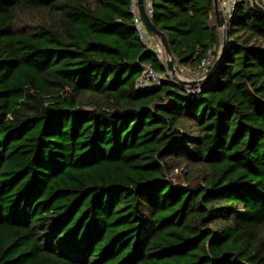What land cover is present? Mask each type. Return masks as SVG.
<instances>
[{
  "label": "trees",
  "instance_id": "1",
  "mask_svg": "<svg viewBox=\"0 0 264 264\" xmlns=\"http://www.w3.org/2000/svg\"><path fill=\"white\" fill-rule=\"evenodd\" d=\"M149 1L177 70L215 62L213 0ZM133 8L0 0V264H264V15L192 99L136 88L167 70Z\"/></svg>",
  "mask_w": 264,
  "mask_h": 264
},
{
  "label": "built area",
  "instance_id": "2",
  "mask_svg": "<svg viewBox=\"0 0 264 264\" xmlns=\"http://www.w3.org/2000/svg\"><path fill=\"white\" fill-rule=\"evenodd\" d=\"M134 2V8L133 13H136V0H133ZM245 0H220L221 8L223 10V14L226 20V30L231 26L232 21L234 19L236 10L239 5L244 3ZM262 6H264V0H262V3H260ZM146 7H151V2L149 1L146 5ZM149 14L150 11L147 9ZM135 24L136 29L140 34V38L142 42L147 46V51L152 52L156 55V57L161 61V63L165 66V53L163 50V47L159 40L156 37L147 38L145 34L144 27L138 17L135 18ZM220 33L223 34V29L219 28ZM215 55V54H213ZM214 65L213 62V56L207 58L204 60L196 69H188L185 67L179 68L177 70V74L179 77L186 81H200L203 80L207 74L211 71L212 67ZM168 80H171L170 73L167 71L166 74H159L157 73L152 67L146 66L144 67L143 74L141 78L138 80L136 84V88L139 90H150L152 88L160 86L163 82H166ZM187 92V96L189 98H194L197 93H200L203 89L201 86H197L196 88H190V87H182Z\"/></svg>",
  "mask_w": 264,
  "mask_h": 264
},
{
  "label": "water",
  "instance_id": "3",
  "mask_svg": "<svg viewBox=\"0 0 264 264\" xmlns=\"http://www.w3.org/2000/svg\"><path fill=\"white\" fill-rule=\"evenodd\" d=\"M252 8L257 11L260 14L264 15V6H262L258 0H249ZM214 4V14L215 19L218 28H222L223 31V40L220 47L219 52L217 53L216 60L214 62V65L211 69V71L207 74V76L200 81H186L179 77L177 74V70L175 67V61L169 46L168 39L166 35L161 32L159 29L156 28V26L153 24L152 19L150 17V14L147 10L145 0H136V5L138 9V13L143 20L145 26L148 28V30L153 34L154 37H156L159 42L161 43L164 53H165V68L170 73L171 79L174 83L179 85L180 87H190V88H196L197 86L204 87L207 84H209L212 79L214 78V75L218 68L220 67V64L222 62V59L224 55L226 54V51L228 49V38H227V30H226V20L223 14V10L221 8L220 0H213Z\"/></svg>",
  "mask_w": 264,
  "mask_h": 264
},
{
  "label": "rangeland",
  "instance_id": "4",
  "mask_svg": "<svg viewBox=\"0 0 264 264\" xmlns=\"http://www.w3.org/2000/svg\"><path fill=\"white\" fill-rule=\"evenodd\" d=\"M220 36H221V43H222V40H223V34L220 33ZM174 182L177 183V184H186L184 182V180L182 179V176L180 174H176L174 175ZM197 182H195L194 184H196ZM139 210L140 212H142L146 217H149L150 216V210L145 206L143 205L142 203L139 204Z\"/></svg>",
  "mask_w": 264,
  "mask_h": 264
}]
</instances>
